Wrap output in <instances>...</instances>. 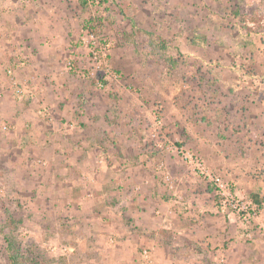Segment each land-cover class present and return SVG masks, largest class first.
Instances as JSON below:
<instances>
[{"label":"rangeland","instance_id":"obj_1","mask_svg":"<svg viewBox=\"0 0 264 264\" xmlns=\"http://www.w3.org/2000/svg\"><path fill=\"white\" fill-rule=\"evenodd\" d=\"M20 12L0 34L22 48L0 81V264H264V0L0 9ZM44 63L90 84L88 129Z\"/></svg>","mask_w":264,"mask_h":264},{"label":"crops","instance_id":"obj_2","mask_svg":"<svg viewBox=\"0 0 264 264\" xmlns=\"http://www.w3.org/2000/svg\"><path fill=\"white\" fill-rule=\"evenodd\" d=\"M26 18H27L26 12H22V13L20 12V14H16V15L7 14V13L0 14V31L2 32L0 34L6 35L8 37H11L12 34H13L12 33L13 31L11 29L18 28L17 23L19 24L21 29H23L24 27L22 28L21 25H22V22L26 20ZM56 30L57 29L48 30L47 31V29H45L43 33L48 35L49 41H51L55 46H58L57 44L59 42V37L60 36L56 32ZM39 35H41V32L39 33ZM39 35H36V36H39ZM9 46L10 45H8V41L7 40L4 41L3 39H0V81L2 80L1 79L2 75L5 74L2 71V69H3V67H2L3 65L2 64H6L7 63V54H10V56H11L12 53L20 52L21 51L20 49H22V48H20L21 46H19V50H18V45H16L17 48L15 47V50L9 51L10 50ZM52 48H49V49H46V50H50ZM54 48H56V47H54ZM37 53H39V52L37 51ZM42 54H43V52H42ZM60 64L61 63H44L41 66L42 70L40 68L42 74L40 76L38 75V78H41V76H43L45 74L48 75V76L50 75V80H53L56 83H58L59 86L55 89V92H59V94H61V100H63L64 102L67 101V100H65L66 98H64L67 95V94L65 95L64 90L65 89H68V90L72 89L74 85L78 86V88L76 89L77 96L82 95L83 98H81V100H79L80 104L76 105L77 108L71 110L68 105H66V106L62 105L61 108H60V111L57 110L56 113L59 112L60 116L62 118L67 119V120L68 119L74 120L73 117H75L76 118L75 120H81V123H79L80 127L84 128L85 125H86L87 126L86 129H88L89 126H90L89 123H88V122H90V118H89L90 112L87 109H83V102L85 103V102H88V100H89V96H87V93L89 95L91 94V93H89V91L91 90L90 84L88 82L87 83L86 82H79L78 83L77 81H72L71 78L68 77L67 74H65V72H63L60 69ZM44 66L47 67L48 70L43 73V67ZM32 67H33L32 72L37 74V71L35 70L36 66L33 65ZM40 82H41V79H39V83ZM71 82H72V84H70ZM12 100H14V99H12ZM82 100H83V102H82ZM103 100H105V98H103ZM51 108H53V107H51ZM51 108L48 107L47 109L50 110ZM51 112H53V111L51 110ZM83 132H84V129L80 130L78 133H75V136H76L77 140H78V138H81L83 136L82 135ZM67 137H68V135H67ZM67 137L66 136L62 137L60 139L61 142H64L67 139ZM70 146L74 147V146H78V144H76V142L74 144L73 141H71ZM148 212L149 211L147 210L145 213H148Z\"/></svg>","mask_w":264,"mask_h":264},{"label":"built area","instance_id":"obj_3","mask_svg":"<svg viewBox=\"0 0 264 264\" xmlns=\"http://www.w3.org/2000/svg\"><path fill=\"white\" fill-rule=\"evenodd\" d=\"M4 1L5 0H0V9H1V6L4 3ZM216 181L218 182V187L220 188L221 194H224L223 193V185L219 184V180L218 179H216ZM144 253H146V252H144Z\"/></svg>","mask_w":264,"mask_h":264}]
</instances>
